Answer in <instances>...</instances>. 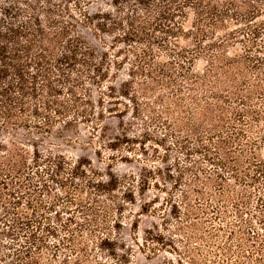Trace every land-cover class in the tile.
<instances>
[{
	"label": "trees",
	"instance_id": "obj_1",
	"mask_svg": "<svg viewBox=\"0 0 264 264\" xmlns=\"http://www.w3.org/2000/svg\"><path fill=\"white\" fill-rule=\"evenodd\" d=\"M89 5V0H0V131L52 135L62 126L63 136L87 125L98 132L106 113L122 119L131 113L147 130L138 143L154 142L186 159L182 164L178 158L176 176L169 171L166 178L160 170L164 183L154 184L168 195L180 239L165 240L154 224L147 244L170 248L181 258L178 264H264V0H115L116 14H91ZM191 12L195 19L187 28ZM238 23L246 28L218 35ZM81 26L111 37L117 60H98ZM238 39L244 52H227L229 41ZM182 41L194 46L183 48ZM231 52L234 58L224 62ZM196 55L208 58L202 73ZM126 66L128 79L117 88L112 67L119 72ZM32 146L31 163L16 148L1 169L0 247L9 250L0 249L3 262L12 257L15 263L6 264H38L31 247L14 253L26 228L39 255L48 242L38 230L54 240H60L59 228L65 232L61 240L74 258L64 264H93L98 251L127 260L113 238L122 222H110L136 205V178L119 177L112 168L103 173L86 157L73 161L44 155L37 142ZM143 181L139 192L145 196L150 183ZM163 222L169 229L168 217ZM132 226L138 231V223ZM226 234L237 248L224 243L217 254ZM196 239L201 247L194 249Z\"/></svg>",
	"mask_w": 264,
	"mask_h": 264
},
{
	"label": "rangeland",
	"instance_id": "obj_2",
	"mask_svg": "<svg viewBox=\"0 0 264 264\" xmlns=\"http://www.w3.org/2000/svg\"><path fill=\"white\" fill-rule=\"evenodd\" d=\"M115 0H89V6L87 11L91 14L97 13L98 11H107L112 14H116L113 7ZM246 6V5H245ZM124 7V6H122ZM195 19L194 14L190 13V18L187 23V28L190 26ZM243 24H230L229 29L226 32L218 33L221 37L227 36L231 31L237 29H245ZM79 31L83 37L87 40L91 49L96 52V57L98 60H107L112 62L117 60L118 49H114L116 44H113V39L111 37L103 36L102 34H97L95 28H85L83 26L79 27ZM245 31H248L246 29ZM241 40L243 37L240 35ZM238 40H231L228 44V51L232 48H237V53L242 54L244 52L243 43H238ZM212 43L211 41H206V44ZM194 42L182 41L181 46L183 48L193 47ZM256 45V44H255ZM255 54V53H253ZM197 56V55H196ZM204 59H203V58ZM197 69L202 73L206 69L208 64V58L205 56H197ZM201 58V59H200ZM233 53H227L226 59H233ZM121 60V59H120ZM128 68L123 71H114L112 67V74L115 73L118 76V81L114 85L119 88L120 83L128 79ZM107 85H111L107 83ZM95 98H98L97 93ZM106 108H110L111 105L106 104ZM132 108V107H131ZM120 110H124V106H120ZM99 112V110L97 111ZM132 112V111H131ZM62 129V126L57 127L52 135L47 134H37L33 133L32 136L27 134L24 129L19 130H3L0 131V190L4 191L3 182L5 176L2 174V167L12 159L16 148L21 149L24 155V160L26 163H31L34 157L35 147L32 146L35 142L39 145V151L44 155L53 152L55 154H61L69 160H77L80 157H86L91 162L95 168L100 169L103 173H106L110 168L119 177L134 176L137 180L135 184L136 190V205H128L121 218L123 219H112L110 225H114V222L121 220V226L117 227L113 238L117 241L119 249V254H126L127 260H124L119 256V259H113L107 252L98 251L94 258H92L93 264H178L181 259L176 255L170 248L162 245L153 246L154 243L147 244L145 241L149 236L148 230L156 232L154 224L159 225V231L164 235V239L170 241L172 239L179 240L180 236H176L175 222L170 217V204H166L168 195L161 193L155 186V182L164 183V180L159 177L160 170L162 171L164 177L168 178L169 171H172L176 176L175 164L178 163V158H181V163L185 164L186 159L184 156L180 155L176 150L167 153L165 149L159 147L154 142H149L146 145H141L142 135L147 131L141 125V121L134 119L133 115L130 113L126 118H119L118 115L109 116L108 113L105 114V119L102 123L100 130L92 131L91 127L87 125H80L78 128L71 131L65 132L63 136H59L58 132ZM159 132V133H158ZM158 136H163V132L158 131ZM133 141H131L132 139ZM140 138V139H138ZM175 149V148H173ZM264 159V156H262ZM31 171L26 170V173ZM252 174L255 171L251 170ZM143 179L148 180L150 183V190L147 191L145 196L140 195V188L143 186ZM28 182H32L29 180ZM162 187V186H161ZM168 190L170 191L172 185H168ZM32 189V185H29L28 190ZM258 193H253L252 199L255 204H253V209L256 206V199ZM159 198L160 202L156 205L157 210L155 212L150 211V206L154 205V201ZM10 208H13V204H9ZM2 206L0 205V217L3 215ZM148 209V213L144 209ZM169 219V225L165 229L163 226L164 218ZM115 220V221H114ZM52 223L56 226L54 217H52ZM138 223V231L134 230L133 224ZM38 226L33 223V226ZM208 228L211 225H206ZM219 226V223L216 224ZM258 227V226H257ZM35 228V227H34ZM211 229V228H210ZM209 229V230H210ZM38 230V228L34 229ZM59 238L60 240H54L51 235H46L44 232L37 231L39 236H45L47 240V247L43 250L42 255L38 254V250L29 244L27 239L30 229H24L21 231L20 239L15 242L14 253L23 252L26 247H31L33 251V257L39 258L38 264H64V260L69 258H74V252L69 247H64L62 242V237L66 234L60 228ZM261 230V229H259ZM261 234L264 236V231L261 230ZM219 248L215 251L220 252L222 248L221 244L231 243L232 248L236 249V245L227 239V234L219 239ZM200 242L196 239L193 240L191 246L195 249L196 247H201ZM23 245V246H21ZM124 248H123V247ZM123 248V249H121ZM4 251H8L5 248L0 247ZM245 253H248L245 251ZM13 254V252L9 253ZM23 256V254L21 253ZM16 257V255H13ZM224 256L221 253L216 257V260L221 261ZM239 258L237 256L232 257V261H236ZM5 259L0 256V264H6L9 262L15 263V258ZM119 260V261H118ZM215 260V259H214ZM231 260V259H230ZM228 260V261H230ZM245 263H248L250 259L242 258Z\"/></svg>",
	"mask_w": 264,
	"mask_h": 264
}]
</instances>
